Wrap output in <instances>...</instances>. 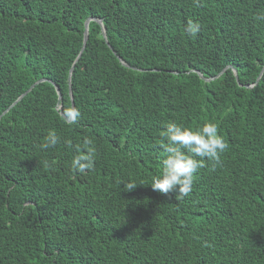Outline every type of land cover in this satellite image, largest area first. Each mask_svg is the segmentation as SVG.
I'll return each instance as SVG.
<instances>
[{
    "label": "trees",
    "instance_id": "1",
    "mask_svg": "<svg viewBox=\"0 0 264 264\" xmlns=\"http://www.w3.org/2000/svg\"><path fill=\"white\" fill-rule=\"evenodd\" d=\"M263 68L264 0H0V115L48 79L0 118V264H264ZM169 122L228 144L181 200L149 185Z\"/></svg>",
    "mask_w": 264,
    "mask_h": 264
},
{
    "label": "clouds",
    "instance_id": "2",
    "mask_svg": "<svg viewBox=\"0 0 264 264\" xmlns=\"http://www.w3.org/2000/svg\"><path fill=\"white\" fill-rule=\"evenodd\" d=\"M194 3L197 7L200 6V0H194ZM200 29L201 25L198 22L189 21L184 31L195 38ZM80 117L81 113L78 109H70L62 118L67 124H75ZM162 135L167 141L166 156L162 159V171L151 178L149 185L153 191L161 194H167L175 189L178 192L176 199L181 200L191 193L198 169L205 167L206 161L213 164V169L220 164L221 155L228 149V144L219 134L218 125L214 122H206L195 130L169 122ZM59 142L60 138L57 134L50 131L44 138L41 148L55 147ZM64 143L69 148L72 147L71 140H66ZM92 145L93 140L85 137L83 145L76 148L77 155L71 162L73 170L83 173L95 167V150ZM138 185L141 184L134 180L129 181L124 184V189L130 192Z\"/></svg>",
    "mask_w": 264,
    "mask_h": 264
},
{
    "label": "water",
    "instance_id": "3",
    "mask_svg": "<svg viewBox=\"0 0 264 264\" xmlns=\"http://www.w3.org/2000/svg\"><path fill=\"white\" fill-rule=\"evenodd\" d=\"M90 20H95V21H97V22L102 26V30H103L104 37L107 39L106 29H105V26L103 25V21H102L101 19H97V18H95V17H89V18L85 21V31H84V44H83V48H82V50H81L79 56L77 57L76 61L79 60L80 56H81L82 53H83V50H84L85 47H86L87 39H88V37H89V22H90ZM106 41L108 42V40H106ZM123 63H124L125 65H128V64L125 63V62H123ZM74 68H75V64H73V66L71 67V69H70V75H69V84H70V90H69V92H70V96H71V100H72V109H75L74 99H73V96H72V87H71V74H72ZM234 72H235L236 78L238 79V73H237V70H236L235 68H234ZM263 72H264V68H263V70L261 71L260 76L258 77L256 84L259 82V80H260V78H261ZM220 74H221V73H220ZM199 75H200L203 79H205V80H208V81L211 80V78H204L203 75H202L201 73H199ZM46 80H48V79L42 78V79L36 81L34 84H32L31 87H30L29 89H27L22 95H20L19 98H18V99H17V100H16V101H15V102H14V103H13L8 109H7V110H5V111L3 112L2 115H4L5 113H7V112H8V111H9L14 105H16L20 100H22V98H23L24 96H26V95H27V94H28V93L34 88V86H35L36 84H38V83H40V82H42V81H46ZM49 81L52 82L51 80H49ZM52 83H53V82H52ZM53 84H54V83H53ZM55 85H56L57 92H58V95H59V100H60V103L58 104V110H59V112H60L62 115H64V112H63V104H61L62 93H61V91H60L59 86H58L57 84H55ZM2 115H0V118L2 117Z\"/></svg>",
    "mask_w": 264,
    "mask_h": 264
}]
</instances>
